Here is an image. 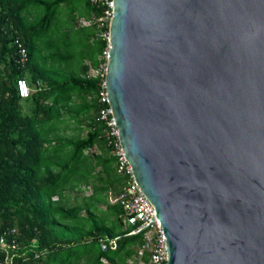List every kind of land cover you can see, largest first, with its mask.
<instances>
[{
	"label": "water",
	"instance_id": "95a60500",
	"mask_svg": "<svg viewBox=\"0 0 264 264\" xmlns=\"http://www.w3.org/2000/svg\"><path fill=\"white\" fill-rule=\"evenodd\" d=\"M105 89L166 264H264V0H112Z\"/></svg>",
	"mask_w": 264,
	"mask_h": 264
},
{
	"label": "trees",
	"instance_id": "16d2710c",
	"mask_svg": "<svg viewBox=\"0 0 264 264\" xmlns=\"http://www.w3.org/2000/svg\"><path fill=\"white\" fill-rule=\"evenodd\" d=\"M101 15L88 0H0V238L13 245L12 264H138L143 235H128L134 227L106 196L118 197L126 177L96 121L99 80L88 75L106 42L94 23L64 26ZM18 79L36 91L21 99ZM65 114L88 119L84 137L60 135ZM95 146L100 154L85 153ZM106 240H115L114 250L100 248Z\"/></svg>",
	"mask_w": 264,
	"mask_h": 264
},
{
	"label": "built area",
	"instance_id": "2783aa9c",
	"mask_svg": "<svg viewBox=\"0 0 264 264\" xmlns=\"http://www.w3.org/2000/svg\"><path fill=\"white\" fill-rule=\"evenodd\" d=\"M91 6L102 9V15L98 18L92 17L91 21L82 24L85 26L94 23L97 26V36L106 42L105 48L98 56V64L94 69L92 77L99 80L97 102L100 105V109L96 116V121L103 126L104 138L107 146L110 148L111 156L115 159L117 174L126 177V186L123 188L122 193L116 197V201L120 203L123 210L122 222L125 226L134 227L128 235H135L142 233L143 245L138 250L137 254L142 256L144 253L149 254L148 264H166L167 253L165 249V239L157 220H150L154 216V208L149 204L146 198L141 194L137 188L133 176L130 171V166L124 160V155L119 145L118 130L115 127V122L112 119V114L106 100L105 89V76L106 65L108 61V37L109 26L112 18V0H88ZM20 51V62L24 63L26 59V51L22 45L16 42ZM17 95L21 99L28 98L31 94V89L28 82L25 79H18L16 81ZM97 147H93L85 151L87 154H96ZM108 242L101 241L100 248L102 250L109 247L114 250L116 247L115 240H106ZM0 250L5 253L3 260H0V264H12L15 254H10L13 250V245L6 242L4 238H0Z\"/></svg>",
	"mask_w": 264,
	"mask_h": 264
},
{
	"label": "crops",
	"instance_id": "0c3cea01",
	"mask_svg": "<svg viewBox=\"0 0 264 264\" xmlns=\"http://www.w3.org/2000/svg\"><path fill=\"white\" fill-rule=\"evenodd\" d=\"M78 1V0H77ZM35 2V1H34ZM70 2H72V0H70ZM92 20V18L90 19V20H87V19H84L82 16L79 18V19H77L76 20V23L75 22H73V23H69V22H65L64 23V26H68L69 24H71L73 27H75L76 29L77 28H80V29H82V28H88L89 26H85V25H83L82 24V22L83 21H85V22H88V21H91ZM70 26V25H69ZM60 37L59 38H62V35H59ZM84 64L85 65H88L89 64V62H88V60H85L84 61ZM76 66H77V64H76ZM94 69L95 68H89V70H88V75L90 76V77H92V74H93V71H94ZM74 70H78V69H74ZM65 73H68V70H67V67H65ZM30 87V89H31V93L32 92H35L36 91V88L35 87H33V86H29ZM74 101L75 102H77L76 100H75V98H74ZM24 104V105H23ZM29 104H27V103H24L23 101H22V111H26V112H28V110H29ZM63 122H65V125H63L62 124V126H61V130H60V135L62 136V137H64V138H68V137H70V135H69V133H71V131H79L80 132V136L79 137H84L85 135H86V133H87V131H88V123H89V121H88V119H86V118H81V117H79V118H76L74 115H71V114H65L64 116H63ZM69 132V133H68ZM98 154H100V150L98 149V151H97V153L95 154V155H98ZM83 190V192L81 193V195L83 196H88V195H90V192H91V190H90V188L88 187V188H83L82 189ZM109 195H112V193H111V191H108L107 193H106V196H107V199H108V197H109ZM113 197H116L115 195H113ZM113 197H111V199L113 198ZM110 202V201H109ZM139 250V249H138ZM138 250H137V252H138ZM144 255V254H143ZM142 255V256H143ZM142 256H139L138 254H137V256H135L134 257V259L135 260H137L138 261V264H148V261H149V256H148V261H147V263L146 262H144L143 260H142ZM128 263L130 264L131 263V260H128Z\"/></svg>",
	"mask_w": 264,
	"mask_h": 264
},
{
	"label": "rangeland",
	"instance_id": "374dc122",
	"mask_svg": "<svg viewBox=\"0 0 264 264\" xmlns=\"http://www.w3.org/2000/svg\"><path fill=\"white\" fill-rule=\"evenodd\" d=\"M40 14V13H39ZM39 14H38V16H39ZM70 25V24H69ZM23 113L24 114H26V111L24 110L23 111ZM69 133V132H68ZM69 135H70V137H68V138H70V139H74V140H76V139H78V137L80 136V132L79 131H71V133H69ZM111 197H113V195H109V197H108V201H110V202H116V197H113L112 199H111Z\"/></svg>",
	"mask_w": 264,
	"mask_h": 264
}]
</instances>
